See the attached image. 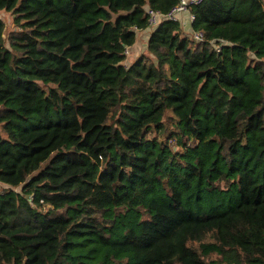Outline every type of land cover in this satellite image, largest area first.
Listing matches in <instances>:
<instances>
[{"label": "trees", "instance_id": "trees-1", "mask_svg": "<svg viewBox=\"0 0 264 264\" xmlns=\"http://www.w3.org/2000/svg\"><path fill=\"white\" fill-rule=\"evenodd\" d=\"M177 2L0 0V264H264V0Z\"/></svg>", "mask_w": 264, "mask_h": 264}, {"label": "built area", "instance_id": "built-area-1", "mask_svg": "<svg viewBox=\"0 0 264 264\" xmlns=\"http://www.w3.org/2000/svg\"><path fill=\"white\" fill-rule=\"evenodd\" d=\"M202 0H178V2L167 12H162L152 7L146 8L147 23L149 28L156 27L163 20H179V14L182 12H189L188 19L191 22L194 19V14L190 12L193 5L199 4ZM192 36L197 41L204 40V32L201 30H194ZM217 51L220 50V44L217 46ZM128 53V48L126 49Z\"/></svg>", "mask_w": 264, "mask_h": 264}, {"label": "rangeland", "instance_id": "rangeland-1", "mask_svg": "<svg viewBox=\"0 0 264 264\" xmlns=\"http://www.w3.org/2000/svg\"><path fill=\"white\" fill-rule=\"evenodd\" d=\"M0 13H1L2 18H4L6 20L5 21L6 29L4 32V36H5V43H6V45H8L7 36L12 30L16 29V26H14V24L12 23V17H10V15H9L10 12H8L7 10L0 9ZM113 16H115V15H113ZM184 26L186 27L187 30L190 29V25L186 24ZM148 29L149 28H146L145 30L147 31ZM149 30H151V28ZM145 54L147 56H149L150 59H153V57L150 55V53L147 50L145 34L138 33L136 43L133 47L130 48L129 53H127V56H126L124 63L126 65H129L134 59H136L137 57H139L141 55H145ZM3 135H4V133H3ZM6 187L7 186L0 184V189L6 188Z\"/></svg>", "mask_w": 264, "mask_h": 264}, {"label": "crops", "instance_id": "crops-1", "mask_svg": "<svg viewBox=\"0 0 264 264\" xmlns=\"http://www.w3.org/2000/svg\"><path fill=\"white\" fill-rule=\"evenodd\" d=\"M6 14V13H5ZM188 14H189V12H182V13H180L179 14V21L181 22V23H183V24H189L190 22H189V19H188ZM10 17H12V15H11V12H10ZM0 18H2V16H1V13H0ZM4 21H6L4 18H2ZM150 31L151 30H139V33H142V34H145V40L147 41V38H148V36H149V33H150ZM133 47V46H132Z\"/></svg>", "mask_w": 264, "mask_h": 264}]
</instances>
